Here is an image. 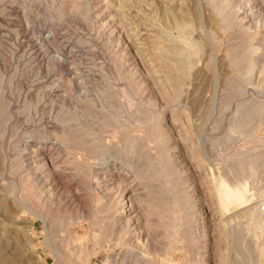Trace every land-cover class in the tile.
<instances>
[{
    "label": "rangeland",
    "instance_id": "1",
    "mask_svg": "<svg viewBox=\"0 0 264 264\" xmlns=\"http://www.w3.org/2000/svg\"><path fill=\"white\" fill-rule=\"evenodd\" d=\"M263 41L264 0H0V264H121L144 254L151 256H144L145 264H165L164 252L152 254L166 246L162 231L182 216L184 197L194 220L179 225L175 249L166 255L171 264H239L238 257L245 264H264L259 257L264 161L256 178L245 165L264 156V112L251 123L241 121L237 112L240 105L245 111L250 101H264ZM242 57L243 62L237 60ZM234 80L244 81L246 86H239L243 92ZM114 113L126 120L129 132L106 128L105 116ZM74 114L92 127L86 128L88 140L101 134L116 147L123 137L147 134L149 143L144 141L142 156L137 151L125 162L115 154L105 167L93 159L96 165L90 169L84 163L80 167L73 161L77 149L59 140L65 127L77 129ZM157 127L165 138V168L151 136ZM44 131L50 138L46 145L39 135ZM237 163L246 167L244 185L238 187H248L245 205L255 206L247 225L256 230L240 235L247 248L242 256L216 209L221 175L231 178L230 168ZM136 172L145 178L140 180ZM121 179L128 197L133 194L135 200L142 194L149 201H133L139 214L148 205L167 209L165 226L155 222L162 234L133 222L123 235L128 245L104 240L111 222L116 221L118 231L123 223L111 218L109 196L122 200V213L131 206L123 200V190H117ZM104 206L109 209L105 214ZM78 208L83 215L76 214ZM100 215L104 220L97 219ZM151 218L159 219L154 211ZM187 227L194 233L193 244L183 232ZM96 230L101 231L93 236Z\"/></svg>",
    "mask_w": 264,
    "mask_h": 264
},
{
    "label": "bare ground",
    "instance_id": "2",
    "mask_svg": "<svg viewBox=\"0 0 264 264\" xmlns=\"http://www.w3.org/2000/svg\"><path fill=\"white\" fill-rule=\"evenodd\" d=\"M231 1V0H230ZM233 4V3H232ZM81 5V4H80ZM95 6V5H94ZM93 6V7H94ZM84 7V6H83ZM108 7V6H107ZM91 8H92V6H91ZM90 8V10H89V12H91V13H93V9H91ZM106 9V8H105ZM56 10V9H55ZM58 10V9H57ZM107 10V9H106ZM105 10V11H106ZM111 10H113V9H111ZM58 11H60L59 13H60V15L62 14H64L65 15V12H66V10H64L63 8H59V10ZM103 11V10H102ZM109 11V10H108ZM256 11V10H255ZM260 11V10H259ZM258 11V12H259ZM95 12V11H94ZM109 12H111V11H109ZM254 12V11H253ZM108 13V12H107ZM112 14H116V12L114 11V12H112L111 13V15ZM93 15V14H92ZM95 15V14H94ZM103 15V14H102ZM257 15V14H256ZM104 16H105V14H104ZM177 16V15H176ZM248 16V15H247ZM251 16V15H250ZM253 16V15H252ZM258 16V15H257ZM94 17V16H93ZM103 17V16H102ZM117 17V16H116ZM169 17V16H168ZM171 17V16H170ZM106 18V17H105ZM105 18H104V21H105ZM249 18V17H248ZM247 18V19H248ZM162 19V18H161ZM174 19V18H173ZM253 19V18H252ZM258 19V18H257ZM98 20H100V19H98ZM162 20H164V19H162ZM172 20V19H171ZM167 21V20H166ZM182 21V20H181ZM164 22V21H163ZM98 23V22H97ZM168 23V22H167ZM187 23V22H186ZM100 24V23H99ZM164 24V23H163ZM245 24H247V23H245ZM249 24H251V23H249ZM166 26V25H165ZM245 26H247V25H245ZM250 26V25H249ZM169 28V27H168ZM245 30V29H244ZM145 38H147V37H145ZM144 40V39H143ZM145 41V40H144ZM146 43H147V41H145ZM149 42V41H148ZM263 43H264V41H263ZM245 46H247V42H246V44H244ZM249 46H250V44H248ZM253 45H256L257 46V44H253ZM246 53H249V52H246ZM251 53V52H250ZM174 54H176V53H174ZM250 55V54H249ZM238 56V55H237ZM242 56V55H241ZM250 58V57H249ZM244 59H245V57H242V58H239V59H237L238 61H240V62H243L244 61ZM182 60V59H181ZM176 61V60H175ZM183 61H185V60H183ZM185 64V63H184ZM245 64V63H244ZM242 66H244V65H242ZM176 79V78H175ZM217 81V80H216ZM235 81V80H234ZM244 81L242 80L241 82L240 81H235V83H236V86H237V89H238V87L239 86H241V85H243L244 83H243ZM217 83V82H216ZM234 83V84H235ZM243 83V84H242ZM176 84H178V83H176ZM245 85V84H244ZM234 86V85H233ZM246 86V85H245ZM235 87V86H234ZM175 88V87H174ZM176 88H178V87H176ZM244 88V87H243ZM239 89H241V87H239ZM179 90H181V89H179ZM179 90H177V89H175V91H179ZM174 91V92H175ZM241 92H243L242 91V89H241ZM241 92H239V90H238V94H237V96L239 95V93H241ZM176 94V93H175ZM177 94H179L178 92H177ZM235 94V93H234ZM47 95V94H46ZM101 95V94H100ZM111 95V94H110ZM113 95V94H112ZM177 95H175L174 97H176ZM104 97H106V96H104ZM103 97V98H104ZM173 97V98H174ZM234 97V96H233ZM90 98V97H89ZM102 98V99H103ZM109 98V97H108ZM176 98H178V97H176ZM111 99V98H110ZM175 99V98H174ZM90 100V99H89ZM92 100V99H91ZM101 100V99H100ZM173 100V99H172ZM102 101V103H103V100H101ZM108 101H110V100H108ZM108 101H106V103H108ZM88 102V101H87ZM90 102H92V101H90ZM93 102H94V100H93ZM95 102H96V100H95ZM95 102L93 103V105H95ZM100 104V103H99ZM105 104V103H104ZM109 104V105H108ZM107 105L108 106H110V102L108 103ZM113 104V103H112ZM111 104V106H113ZM3 105H4V103H3V100H2V98H1V94H0V108H1V106L3 107ZM101 105V104H100ZM123 105V104H122ZM121 105V106H122ZM139 105V104H138ZM246 105V104H245ZM248 106H247V108L246 107H244L246 110L244 111V110H242V106L243 105H240L239 106V108H238V113L240 112L241 114H239V118L241 119V121H246L247 123H251V121H253V120H255L256 118H257V122H258V118H259V116L261 115V113L262 112H264V101H256V100H254L253 102H251L250 101V103H248L247 104ZM105 106V105H104ZM100 107V106H99ZM118 107V106H117ZM96 108V107H95ZM109 108V107H108ZM113 108H114V106H113ZM100 109H101V107H100ZM100 109H99V112H100ZM103 109V108H102ZM105 109V108H104ZM106 109H107V107H106ZM131 109V108H130ZM1 110V109H0ZM95 110V109H94ZM111 110V109H110ZM118 110H120V108L118 109ZM135 110V109H134ZM242 110V111H241ZM90 111V110H89ZM122 111V110H121ZM124 111V110H123ZM141 111V110H140ZM80 112V111H79ZM106 112H108V111H106ZM106 112L104 113V111H102V113H104V114H106ZM111 112V111H110ZM130 112H132V111H130ZM134 112V111H133ZM143 112V111H142ZM141 112V113H142ZM85 113V112H84ZM92 113V112H91ZM97 113L98 112H96L95 114L97 115ZM118 113V112H117ZM121 113V112H120ZM110 114V113H109ZM108 114V116H105V118H104V120H103V118L102 117H100V118H102V120L103 121H105L104 123H102V121H101V125L102 124H104L105 126H106V128H108V127H116L115 129H117V127H118V130H119V128H120V130L122 129L123 130V133L125 134L126 132L125 131H130V130H128V129H130L131 127L127 124L126 125V120H122V121H120L119 120V116L118 117H116V114L115 115H109ZM82 115V114H81ZM87 115V114H86ZM85 115V116H86ZM83 116V115H82ZM88 116V115H87ZM91 116V115H90ZM100 116V115H99ZM104 116V115H103ZM139 116V115H138ZM89 117V116H88ZM81 118V117H80ZM151 118H153V117H151ZM151 118H150V121H151ZM44 119V118H43ZM75 122H77V126H75L77 129H74L73 130V128H72V130H69V129H67V127H65V131H63V135L60 137L61 139H59V140H61L62 142H63V144H65L66 145V147H69V148H72V149H77V153H78V150H80L81 149V151H82V149H83V147L81 146V145H87L86 147H87V149L86 148H84L83 150H84V152H85V149L87 150V152H86V156H84L85 154H82L83 153V151L82 152H80V154H82V156L83 157H88V158H91L90 160H96V161H99V163L97 164L98 166H102V167H105L106 165H107V163H108V160H110L109 158H111L112 156H114L115 154L117 155H119L118 157H120V158H123L122 159V161H124L125 162V160H126V158L127 157H130V156H135V154L137 153H139L141 150V148H143V146L145 145L144 143V141H146L147 142V139H148V135L146 134V136H133V137H123L122 138V142H119L117 145H116V147L113 145V147L109 144V142L107 141V140H105L104 141V139L105 138H107V137H103V135H101V134H96V135H94V139H92L91 138V140H88L87 138H86V128H88V126L89 125H83V122H82V120H80L79 121V117H77V115L75 116V114H74V116H73V118H72ZM89 119H90V117H89ZM123 119V118H122ZM131 119V118H130ZM145 119V118H144ZM68 120V119H67ZM84 120H85V118H84ZM87 120H88V118H87ZM86 120V121H87ZM95 120V119H94ZM93 120V122H95ZM99 120H101V119H99ZM85 121V122H86ZM89 121V120H88ZM64 122H67L66 120L64 121ZM63 122V123H64ZM73 122V121H72ZM74 122V123H75ZM97 122H99V121H97ZM87 123V122H86ZM89 123V122H88ZM87 123V124H88ZM32 124V123H31ZM73 124V123H72ZM95 125H96V123H95ZM98 125H100V123L98 124ZM260 125V124H259ZM67 126V125H66ZM80 126V127H79ZM85 128H84V127ZM219 126V125H218ZM218 126L216 127L215 126V128H218ZM235 127L234 128H236V125H234ZM256 126H257V124H256ZM70 127V126H69ZM73 127V126H72ZM231 127V126H230ZM255 127V126H254ZM254 127H251V128H254ZM259 127V126H258ZM257 127V128H258ZM92 129V127L91 126H89V128H88V130L89 129ZM105 128V127H104ZM232 129H233V127H231ZM230 128V129H231ZM256 128V127H255ZM94 129V128H93ZM102 129V128H101ZM108 130H109V128H108ZM107 129H106V131H108ZM216 130V129H215ZM90 131V130H89ZM95 131V130H94ZM39 132V131H38ZM93 132V131H92ZM122 132V131H121ZM99 133H101V132H99ZM102 133H103V131H102ZM152 137H153V139L155 140V141H157V143H158V145H159V155H157V156H159V159H160V161H162L164 158H165V150L162 148V146H163V144L165 143V138H163L164 136L162 135V133H161V130H159L158 129V127H157V129H154L153 128V130H152ZM165 133V132H164ZM91 134V133H90ZM249 134V133H248ZM33 135V134H32ZM40 136H41V138L45 141L44 142V144L46 145L47 143H48V139H50L49 138V135L47 136V134H46V132L44 131V132H42L41 134H39ZM1 136H3V133L2 132H0V137ZM230 135H228V137H229ZM203 137V136H202ZM35 138V137H34ZM150 139V138H149ZM229 139L230 138H228V141H229ZM152 140V139H151ZM153 140V141H154ZM218 140V139H217ZM79 141L81 142V143H83V144H79ZM107 141V142H106ZM47 142V143H46ZM58 142V141H57ZM111 142V141H110ZM213 142V141H212ZM211 142V143H212ZM221 142V141H220ZM149 142H147V144H148ZM155 143V142H154ZM215 143H216V141H215ZM217 145H218V143H216ZM215 145V144H214ZM58 146V145H57ZM221 146V145H220ZM65 147V146H64ZM63 147V148H64ZM77 147V148H76ZM79 147H81V148H79ZM115 147V148H114ZM145 147H147V145H145L144 146V148ZM146 149V148H145ZM148 149V148H147ZM192 149V148H191ZM215 149V148H214ZM67 150H71V149H67ZM39 151V150H38ZM40 151H41V153L40 154H43L44 152L43 151H45L43 148H40ZM75 151V150H74ZM137 151H139V152H137ZM142 152H143V150H142ZM169 152V151H168ZM77 153H75V154H73V156H75L74 158H73V161L78 165V166H80V164H82V163H84V167H86V169H90L93 165H91V164H94V162H93V160L91 161V162H93V163H90L89 164V162L87 163L86 162V160H89L88 158L86 159V160H84V158L83 157H81L80 155H78ZM141 153V152H140ZM143 153H145V152H143ZM148 153V151L146 152V154ZM153 153V152H152ZM145 154V155H146ZM158 154V153H157ZM71 155H72V153H71ZM88 155V156H87ZM139 155V154H138ZM141 156H142V153L140 154ZM144 155V154H143ZM144 155V156H145ZM167 155H168V153H167ZM122 156V157H121ZM45 157V156H44ZM115 157V156H114ZM117 157V156H116ZM117 157V158H118ZM140 157V156H139ZM131 158V157H130ZM129 158V159H130ZM150 158L151 157H149L148 159L150 160ZM166 158H167V156H166ZM169 158V157H168ZM138 159V158H137ZM158 159V158H157ZM131 160V159H130ZM169 160H171V159H169ZM132 161V160H131ZM144 161H145V159H144ZM153 161V160H152ZM164 161V160H163ZM264 161V156H261V157H255V158H253V159H251L247 164H245L246 166H247V168L246 167H244V165L243 164H241V163H237V164H233V166H232V168H230L231 169V172H234L232 175L230 174H228V172H227V174L226 175H229V176H232L235 180H233V178L231 179L230 177V180H233V181H229L228 179H227V176L225 177V175H221V178H220V181L218 182V185H217V189H216V193H217V195H216V201H217V204H218V207H216V209L218 208V210H217V212L220 210V212H221V221L220 222H222L225 226H226V229H227V231H226V234H228L230 237H231V239H232V241H233V243H234V245L236 246V254L238 255V256H242L244 253H247V248H246V246H245V242L243 241V240H241V233L244 231V230H246L248 233H250V232H254L255 230H256V228L253 226V225H251L250 224V226L249 225H247L248 224V219L252 216V212H253V210L255 209V206H248V205H245V203H246V198H247V196H248V191L246 192V190H247V188L248 187H246L247 186V184H245L246 186H244V187H246V189H244V188H238L240 185H244V180L246 179V173H245V170L247 169V171H248V174H250L253 178H256V177H254V176H256V171H258L257 169L259 168V166L261 165L262 166V162ZM135 162V161H134ZM148 162V161H147ZM146 161H145V163H147ZM149 162H151V161H149ZM72 163V162H71ZM141 163V162H140ZM152 163V162H151ZM161 163V166H162V168H165V167H168L169 166V162H168V160H166V161H164L163 163L162 162H160ZM44 164H46V163H44ZM73 164V163H72ZM131 164H132V162H131ZM137 164V163H136ZM142 164V163H141ZM94 165H96V163L94 164ZM126 165V164H125ZM142 165H144V164H142ZM155 165V164H154ZM154 165L152 166V165H150L149 166V169L151 170V169H153L154 168ZM47 166V165H46ZM45 166V167H46ZM82 166V165H81ZM80 166V167H81ZM130 166V165H129ZM136 166V165H135ZM134 165L133 166H131V168L132 169H135L136 167H135ZM138 166H140V165H138ZM146 166V165H145ZM83 167V166H82ZM95 167V166H94ZM144 167V166H143ZM156 167V166H155ZM79 168V167H78ZM107 168V167H106ZM160 168V167H159ZM246 168V169H245ZM80 169H82V168H80ZM105 169V168H104ZM156 169H158V168H156ZM139 170V169H138ZM144 170V169H143ZM148 170V169H147ZM154 170V169H153ZM80 171V170H79ZM84 171V170H83ZM82 171V172H83ZM136 171V170H135ZM157 171H160V170H157ZM157 171H155V172H157ZM170 170H168L167 171V173L169 172ZM227 171H228V169H227ZM246 171V172H247ZM161 172V171H160ZM250 172V173H249ZM148 173V172H147ZM170 173V172H169ZM108 174V173H107ZM145 174V173H144ZM222 174V173H221ZM136 175L140 178V180L141 179H143V178H145V176H143V174H141L140 172H136ZM153 175V174H152ZM163 175V174H162ZM168 175V174H167ZM151 176V175H150ZM170 176V175H169ZM249 176V175H248ZM29 177V176H28ZM159 177H162L161 175H159ZM164 178H165V176H163ZM136 178V177H135ZM157 179H158V176H157ZM161 179V178H160ZM249 179H251V178H249ZM248 179V180H249ZM138 180V179H137ZM247 180V181H248ZM164 181V180H163ZM122 183H123V181H122V179H121V181H118V186H117V190H121L122 189ZM163 183V182H162ZM164 183H165V181H164ZM175 183V182H174ZM168 184V183H167ZM251 184V183H250ZM151 187V186H150ZM154 187V186H153ZM116 188V187H115ZM155 188V187H154ZM125 189V188H124ZM215 189V188H214ZM241 189H244L245 190V192L247 193H245L244 192V190H241ZM123 190V189H122ZM127 190V189H126ZM125 190V191H126ZM124 190L122 191V194L124 195V199L123 200H125V201H127V203H130V208L128 209V211H126V212H121V210H122V206H121V201L122 200H120V198H112V197H110L109 196V202H111V203H109L108 205H106L108 208H110V207H112L113 209H114V212L111 214V218L112 219H115L116 217H119L118 219L119 220H123V223H121V226H120V229H119V231L118 230H116V228H117V226L116 227H114L115 225V223L114 222H116V221H113V220H111V221H113V222H109L110 223V229L109 228H107V230L109 229L110 230V232H108V234H107V237H106V239H104L105 241H107V242H113L116 246H122V245H128V243H130L129 241H127V239L128 238H125L123 235H124V233H127V229H129L130 230V228H128V227H131L130 225H131V223L133 224V222H137V223H139V225H140V227H141V223H143V225H144V230H146V228L148 229V230H152V232H154L155 234H157L158 236L160 235V234H162L161 233V230L160 229H157V227L159 228L160 226L159 225H156V223L155 222H157V221H159L161 224H162V226H165V224H166V221H167V218H170V216H168L166 213H164V210H166L167 211V209L166 208H163V207H161V209H162V211H157L156 210V207H154V206H146L145 207V209H144V212L142 213L141 212V214H139V212H138V210H135L134 209V204H133V201H135L137 204H145V203H149V201L148 200H146V198H145V196L144 195H142V194H139V195H137V197H136V199L134 200V197H135V195H133V194H131L129 197L127 196V195H129V194H127L126 192H125ZM167 192V191H166ZM116 194V193H115ZM99 195H102V194H99ZM106 195H108V193L106 194ZM105 195V196H106ZM146 195H149V194H146ZM116 196V195H115ZM114 196V197H115ZM108 197V196H107ZM103 198H104V196H102V197H98L97 198V200L96 201H98L97 203H100L102 200H103ZM107 199V198H106ZM181 200V199H180ZM251 200V199H250ZM151 202V201H150ZM106 203H107V201H106ZM123 203V202H122ZM253 204V203H252ZM100 205V204H99ZM180 205L182 206L183 205V207L185 206V208H182L183 209V212H182V216L179 218V219H177V220H175V223H173V224H168V227L169 228H166L165 227V229H164V231H162V232H164V236H165V238L167 239V243H166V246H164V247H161V249L160 248H158L159 249V251H155L154 252V254H152V256H156L157 255V253L159 254V252H164V261H165V264H171L172 262L169 260V258L166 256V255H168V254H171V252H173V250L175 249V245L177 244V242H176V235L178 234V232H179V230H178V227H179V225L181 224V223H183L185 226H188L189 224H192V222H193V220H192V218H193V213H191L190 212V210H192V209H190L191 208V205H190V203H189V200H188V198H186V197H184L183 198V200H181L180 201ZM250 205V204H249ZM254 205V204H253ZM106 206H104L103 207V209H102V213H104V212H106L107 210L109 211V209L107 208V210H106ZM128 208V207H127ZM67 209V208H66ZM79 209V208H78ZM169 209V208H168ZM190 209V210H189ZM53 210H54V208H53ZM56 210V209H55ZM99 211H100V207H99V209H98ZM124 210V209H123ZM69 212H71L70 210H68ZM107 211V212H108ZM125 211V210H124ZM153 211L155 212V214L159 217V219H155V218H151L152 217V215H153ZM68 212V213H69ZM78 212H82L80 209L77 211V215H79L78 214ZM85 212V211H84ZM219 212V213H220ZM67 213V214H68ZM75 213V212H74ZM100 213V212H99ZM170 213V212H169ZM46 214V213H45ZM85 214V213H84ZM105 214V213H104ZM63 215H64V213H63ZM63 215H62V217H63ZM82 215H83V212H82ZM81 215V216H82ZM61 216V215H60ZM69 216H70V214H69ZM76 216V215H75ZM85 216V215H84ZM109 216V215H108ZM172 216V215H171ZM263 216H264V214H263ZM173 217H174V215H173ZM57 218V217H56ZM80 218V217H79ZM86 218V217H85ZM100 218V220L101 219H103L104 220V216H102L101 217V215L99 216V217H97V219H99ZM107 218V217H106ZM61 219V217L59 218V220ZM63 219V218H62ZM62 219L60 220V221H62ZM73 218H71V216H70V218H68V220L70 221V220H72ZM109 219V218H108ZM172 219V218H171ZM66 220H67V218H66ZM76 220H77V218H76ZM75 220V221H76ZM107 220V219H106ZM174 220V219H173ZM97 221V220H96ZM142 221V222H141ZM59 222V221H58ZM72 222V221H71ZM108 222V221H107ZM98 223V222H97ZM109 223H107L108 225H109ZM118 223V222H117ZM165 223V224H164ZM263 226H262V228H260V231H264V217H263V219L261 220V222H260ZM69 224H70V222H69ZM119 224V223H118ZM135 224V223H134ZM102 225V224H101ZM104 225V224H103ZM102 225V226H103ZM107 225V226H108ZM199 225V224H198ZM249 226L248 228H246L247 226ZM95 226V225H94ZM135 226V225H134ZM161 226V227H162ZM100 227V226H99ZM98 227V228H99ZM103 227H105V226H103ZM119 227V226H118ZM136 227H138L137 225H136ZM139 227V228H140ZM97 228V229H98ZM138 228V229H139ZM142 228V227H141ZM106 229V228H105ZM134 229V228H133ZM136 230H138L137 228H135ZM134 229V231H136ZM55 230V229H54ZM106 230V231H107ZM141 230V229H140ZM147 230V231H148ZM190 229H189V227H187L183 232H184V234L186 233L187 234V238L192 242V241H194V233L192 234V233H189L188 231H189ZM101 231V230H100ZM99 230H96L95 232H94V234H93V236H97L98 234H99V232H100ZM118 231V232H117ZM181 231V230H180ZM60 231H58V233H59ZM137 232V231H136ZM135 232V233H136ZM191 232V231H190ZM246 233V232H245ZM57 234V233H56ZM69 234V233H68ZM133 235V234H132ZM156 235V236H157ZM58 236H60L61 237V234L60 235H58ZM69 236V235H68ZM67 236V237H68ZM154 237H155V235H153ZM153 236H151V238L153 237ZM127 237H128V235H127ZM263 238H264V233H263ZM58 239V238H57ZM133 239V238H132ZM157 239V238H156ZM155 239V240H156ZM231 239H229V240H231ZM55 241V240H54ZM52 242V241H51ZM106 242V243H107ZM153 242V241H152ZM156 242V241H155ZM157 242H159V240H157ZM103 243H104V241H103ZM151 243V242H150ZM59 244V243H58ZM61 244V243H60ZM153 244V243H152ZM192 244H193V242H192ZM84 245H85V243H84ZM134 245V244H133ZM61 246V245H60ZM150 246H151V244H150ZM129 247V246H128ZM126 248V247H125ZM178 249H180V248H182L181 247V245H179L178 247H177ZM176 248V249H177ZM83 249H85L84 247H83ZM240 249V250H239ZM260 251H259V254H260V256L259 257H261V256H263L264 257V242H263V245L260 247V249H259ZM153 251V250H152ZM84 252V251H83ZM85 252H86V250H85ZM149 253H150V251H149ZM196 253V252H195ZM79 254V253H78ZM86 254H87V252H86ZM82 256V255H81ZM87 256V255H86ZM134 256V255H133ZM144 256L146 257V259L147 260H149L150 259V257L151 256H148L147 254H144ZM143 256V258H133V260H131V259H128V260H124V262H122L121 264H145V263H147L148 261H146V259H144L145 257ZM135 257V256H134ZM262 257V258H263ZM125 258V257H124ZM126 258H127V256H126ZM125 258V259H126ZM149 258V259H148ZM238 258H240V262H239V264H245L244 262H243V260H242V258L241 257H238ZM87 259H88V257H87ZM86 259V260H87ZM159 259V258H158ZM258 260V259H257ZM263 261V260H262ZM76 262V261H75ZM111 262V261H110ZM221 262V261H220ZM222 262H223V260H222ZM223 263H226V261H224Z\"/></svg>",
    "mask_w": 264,
    "mask_h": 264
}]
</instances>
